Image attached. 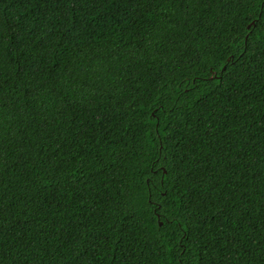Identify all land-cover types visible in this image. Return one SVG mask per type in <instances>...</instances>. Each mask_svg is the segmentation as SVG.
<instances>
[{
	"label": "trees",
	"instance_id": "1",
	"mask_svg": "<svg viewBox=\"0 0 264 264\" xmlns=\"http://www.w3.org/2000/svg\"><path fill=\"white\" fill-rule=\"evenodd\" d=\"M0 264H264V0H0Z\"/></svg>",
	"mask_w": 264,
	"mask_h": 264
},
{
	"label": "water",
	"instance_id": "2",
	"mask_svg": "<svg viewBox=\"0 0 264 264\" xmlns=\"http://www.w3.org/2000/svg\"><path fill=\"white\" fill-rule=\"evenodd\" d=\"M160 225H162V223Z\"/></svg>",
	"mask_w": 264,
	"mask_h": 264
}]
</instances>
